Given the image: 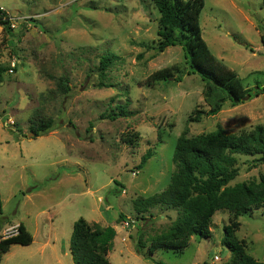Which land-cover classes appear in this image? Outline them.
Segmentation results:
<instances>
[{
    "label": "rangeland",
    "instance_id": "1",
    "mask_svg": "<svg viewBox=\"0 0 264 264\" xmlns=\"http://www.w3.org/2000/svg\"><path fill=\"white\" fill-rule=\"evenodd\" d=\"M0 7L15 22L10 34L0 26V217L5 222L0 238L19 223L34 240L27 247L12 246L0 264H74L70 237L79 218L115 228L111 264H227L223 227L234 219L228 211H217L211 237L193 236L181 255L158 250L143 258L134 250L137 236L148 246L178 213L155 208L152 217L137 220L132 202L166 189L182 133L192 137L220 126L240 134L264 126V94L255 97L251 91L242 103L225 101L215 116L188 123L194 110H209L223 93L214 89L210 95L206 81L187 74L179 46L162 53L154 48L159 13L152 0H0ZM200 28L211 53L244 87L264 88L261 0H204ZM107 53L119 60L103 81L111 86L102 88L97 68ZM12 58L18 65L10 75ZM164 68H173L181 81L150 83ZM61 79H67V94L58 89ZM115 106L125 107L128 115L100 118ZM48 118L51 130L32 136L30 127ZM133 133L139 139L131 148L121 136ZM148 148L152 157L136 169ZM255 158L237 156L239 173L230 186L264 177V164L254 166ZM120 214L125 221L119 224ZM236 221L237 240L264 263V207Z\"/></svg>",
    "mask_w": 264,
    "mask_h": 264
},
{
    "label": "trees",
    "instance_id": "2",
    "mask_svg": "<svg viewBox=\"0 0 264 264\" xmlns=\"http://www.w3.org/2000/svg\"><path fill=\"white\" fill-rule=\"evenodd\" d=\"M152 2L159 13L157 42L154 48L162 53L167 47L179 46L188 67L187 74H196L206 81L210 95L214 89L223 93L221 100L209 110H194L187 120L188 123L198 122L204 116H215L225 101L234 106L242 103L251 97V91L255 97L264 94L263 87L256 86L254 90L244 87L236 73L209 50L202 39L200 28L204 0H152ZM261 2L264 6V0ZM4 16L5 13L0 11L2 33L10 34L12 29L3 20ZM117 60L119 57L113 53H107L100 58L97 68L99 87L111 86L103 81L107 77L108 69ZM2 70L1 64L0 73ZM174 72L173 68L161 69L152 75L150 83L180 82L181 77H175ZM58 89L63 94L69 92L67 79L59 81ZM127 115L125 107L115 106L110 113L102 114L100 118L116 120ZM52 125L53 120L50 118L39 119L30 127V131L34 137H38L48 133ZM89 127L91 128V125ZM138 139V135L134 133L121 136L122 143L131 148L136 147ZM152 155V149L148 148L141 156L136 169L142 168ZM239 155L257 156L253 160L254 166L264 164V126L258 125L250 132L240 134H228L220 126L211 133L192 137L182 133L175 143L172 157L174 171L166 189L146 198L137 197L132 202L137 220H145L147 215L152 217L151 210L155 208L175 210L178 217L167 231L154 236L148 246L137 236L135 253L143 258H152L158 250L181 255L193 236L199 239L211 237L210 224L213 215L217 211L225 210L234 217L223 227L222 244L230 253L227 264H264L247 254L244 243L235 236L239 228L236 219L264 207V177L261 176L259 181L251 180L230 186V182L239 173L236 166ZM0 220L3 221L1 217ZM124 221V215L120 214L117 222L120 224ZM15 231L14 234L0 238V263L11 246L27 247L33 242L32 234L23 224H19ZM115 236V228L89 224L85 219L79 218L73 224L70 237L73 263L111 264L107 257L112 250Z\"/></svg>",
    "mask_w": 264,
    "mask_h": 264
},
{
    "label": "built area",
    "instance_id": "3",
    "mask_svg": "<svg viewBox=\"0 0 264 264\" xmlns=\"http://www.w3.org/2000/svg\"><path fill=\"white\" fill-rule=\"evenodd\" d=\"M0 11L4 13V10L1 7H0ZM3 20L8 23V25L10 26L11 29H14L15 22H14V19L10 15L5 14V16L3 17ZM17 65H18V61L15 58H12L11 60H9L7 73L10 75L13 74L15 72Z\"/></svg>",
    "mask_w": 264,
    "mask_h": 264
},
{
    "label": "crops",
    "instance_id": "4",
    "mask_svg": "<svg viewBox=\"0 0 264 264\" xmlns=\"http://www.w3.org/2000/svg\"><path fill=\"white\" fill-rule=\"evenodd\" d=\"M19 225V223H16V224H14V225H10L8 228H11V230H12V232H11V234H14L15 233V230H16V227ZM7 228V229H8ZM10 234V235H11ZM117 232H116V236H117ZM3 237H5V236H3ZM34 241V240H33ZM14 246H16V245H14ZM30 246V245H29ZM12 247V246H11ZM11 247H10V249H11ZM44 247H46V245L44 244ZM51 249L52 250H54V248L53 247H51ZM10 251V250H9ZM7 254V253H6ZM109 254V253H108Z\"/></svg>",
    "mask_w": 264,
    "mask_h": 264
},
{
    "label": "water",
    "instance_id": "5",
    "mask_svg": "<svg viewBox=\"0 0 264 264\" xmlns=\"http://www.w3.org/2000/svg\"><path fill=\"white\" fill-rule=\"evenodd\" d=\"M31 135L34 136L33 133H31ZM4 226H5V222L0 220V231H1L2 227H4Z\"/></svg>",
    "mask_w": 264,
    "mask_h": 264
}]
</instances>
